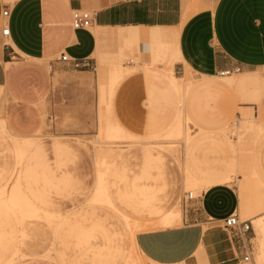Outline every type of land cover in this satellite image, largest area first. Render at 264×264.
Segmentation results:
<instances>
[{
    "label": "crops",
    "instance_id": "obj_1",
    "mask_svg": "<svg viewBox=\"0 0 264 264\" xmlns=\"http://www.w3.org/2000/svg\"><path fill=\"white\" fill-rule=\"evenodd\" d=\"M202 1L205 7L183 21L188 0H0V118L5 120L6 127L15 136L39 142L45 163L32 162L36 171L33 174L34 180L38 175L50 182L55 178L57 186L59 183L65 186L70 181L67 174L57 176L50 167L47 149L41 141L44 134L50 140L52 153L59 158L68 155L72 149L68 140L63 141L64 138L71 134H89L91 127L98 130L99 78L98 81L97 77L95 79L97 87L94 85L92 93V72L74 70L69 63L60 61L59 56L65 54L70 58L91 61V57L98 53V44L103 38L115 42L117 51L109 66H100L99 76L102 70L129 67L123 64V59L127 56L124 51L134 45L144 44L151 52V60L145 63L156 67L171 64L177 79H181L185 66L199 75V79H224L201 85L205 90L225 96L227 104L223 113H233L242 90L250 81L249 75L255 73L252 70L264 68V0ZM74 10L93 12V25H99V30L105 26L112 29V32H92L90 28L93 25L88 29H73L71 22ZM3 11L8 12L7 17L2 16ZM5 27L9 29V33L2 36L1 31ZM163 27L177 29L167 39ZM166 47L169 51L161 53ZM141 53L143 59L147 60L146 51ZM158 62L160 66L157 65ZM141 64L143 63L139 62ZM236 67L248 70L240 73L245 77L236 79L235 76H217L221 71ZM177 73H181V76L176 77ZM134 82L131 78L126 81L115 98V115L120 123L117 124L130 132L140 130L145 115L139 108L142 99L131 91ZM259 83V94L248 98V105L255 106L264 96V77L259 79ZM169 91L178 96L175 107L166 96L165 92ZM165 92L161 93L156 87H147L150 110L154 112L158 106H166L178 113L183 111L180 110L179 94L170 81ZM93 103H96L95 114L92 110ZM224 114L222 115L225 116ZM243 116L250 115L244 114L239 119ZM106 125L107 122L100 128L101 134L105 132ZM37 131L41 135L34 134ZM188 143L189 141L184 144ZM142 158L143 156L140 175L145 164ZM182 162L190 174L201 182H219L215 181L218 173L201 157H188V166L185 161ZM29 163L26 161L25 165ZM96 164L97 161L92 196L99 177H102L97 173ZM126 167L123 163L115 164L112 171L114 179L107 184L111 188L114 183V193L117 190L133 193L134 185L142 187L146 184H119L118 179L126 176ZM135 175L139 176V171ZM168 175H172V171ZM26 180L30 181L28 177H25ZM167 185L170 186L168 182ZM167 195V202H170L172 193ZM236 207L237 196L232 188L212 186L197 198L195 204H186L183 218L181 213L180 226L137 233L136 244L148 259L161 264H236L250 249L248 234L241 241L232 230L221 228L219 224L235 212ZM162 208L169 209L163 205ZM78 212L81 214L79 209L72 214ZM65 218L68 217L60 216L53 233L55 238L62 239L66 244L60 253L61 261L66 250H74L72 246L76 245L70 239L73 234L69 230L72 227L64 221ZM23 227L27 230L26 235L31 238L38 231L32 224H25ZM90 228V224L78 227L83 230ZM81 242L82 239L79 238L76 243ZM96 242L104 243L99 237H96ZM18 251L12 254L9 262L25 263L18 261L19 259L16 261L15 254ZM74 251L80 257L77 256L72 261L89 260L90 254H82L80 249ZM19 254L17 258H23V254Z\"/></svg>",
    "mask_w": 264,
    "mask_h": 264
},
{
    "label": "rangeland",
    "instance_id": "obj_2",
    "mask_svg": "<svg viewBox=\"0 0 264 264\" xmlns=\"http://www.w3.org/2000/svg\"><path fill=\"white\" fill-rule=\"evenodd\" d=\"M196 1L201 4L200 6L198 4V10H200L201 7H205V4L201 3L203 1ZM207 6H210V4ZM99 27V25H93L90 30L94 32L99 30ZM163 29L165 30L168 39L177 28L163 27ZM99 31L103 34H107L112 32V29L102 26V30ZM143 45L144 44H139L137 46L134 45L124 51L127 54V56L123 59V64L125 66H133L132 70H135L136 67H138L135 63V57H138L137 62L141 63L149 62L151 60L150 50L145 45L143 48ZM116 51L117 47L115 42L105 38L99 41L98 53L91 57L90 62L92 64V68L88 69V71L92 72L90 74L92 78L90 85L92 93L94 92V85L97 87L95 79L97 77L98 81L100 66H109L112 59H115L114 57H116ZM145 51L147 60L143 59L144 56H142L141 53ZM168 51L169 48L166 47L162 49L161 53H167ZM129 59H133V62L130 63ZM157 65L160 66V63L158 62ZM246 71L248 70H240L239 72L231 73L230 75L217 76H235L236 79H242L245 76H242L240 73ZM252 71L255 73L249 75L250 81L247 82L240 94V101L238 102V106H240V108L236 106L233 113L228 111L225 114L223 113V110L227 104L226 97H223L221 93L205 90L203 86L199 85L204 82H220L224 79L206 78L202 80L199 79V75L192 72V83L190 85L186 84V98L185 101L181 103L180 110L182 109L183 111L177 113L180 116V120H182L181 124H184L182 133L186 135L185 143L189 141L187 145L184 144L183 139L180 137L178 138L175 135L168 136V132L174 131L175 129V120L173 118L174 114L172 110L166 106H158L153 112L150 110L148 105L149 97L147 87L159 88V91L163 93L168 87L169 81L167 78H162L157 73H149L138 69L127 79L122 80L118 89L113 90V94H107V100L105 98L106 101L104 100L103 104L100 101V94L97 90V131L96 127H91L92 130L89 134H71L67 138H64L63 141L68 140L72 149L68 155L59 158L52 153L49 146L50 140L45 134L44 139L41 140L47 149V155L50 159L49 164L54 173L57 174V176L65 173L69 176L70 181L65 186L60 183L57 186V180L53 178L51 180V184L47 185L43 176L38 175L32 182L31 188H34L35 191L44 194L48 203L45 206H40L42 210H39V216L37 218L26 219L24 220L23 225L20 226L23 227L25 224H32L37 227L38 231L33 238L26 235L25 237L19 236L16 239L15 247L20 250V252L18 251V253L15 254L16 261L18 259V261H25L24 264H62L60 253L66 244L63 243L62 239L55 238L53 233L61 215L70 217L71 214L78 209L81 210V214H83L85 218L79 217L78 221H75L76 224H90L92 226L95 222L101 221L103 228L108 229L111 232H122L126 224L128 227L133 228L135 221L138 219L153 218L155 215L148 214L149 216H142L141 212H137L132 205L121 203L113 192V188H110L107 185L114 179L112 171L115 169V164L119 165L123 163L127 166L124 168L127 185L131 182H135L137 185L146 183L156 186V190H158L157 197L162 199L163 206L166 208H169V205L175 202V199H180L178 202L180 204L182 218L186 204H195L197 198L203 193L199 191L200 193L197 192L196 196L193 191L196 196L194 197L195 199L191 200L193 202L188 201L186 203L188 194L181 191V169L179 164H181L182 160L187 164L188 157L195 155L201 157L204 162H208L211 168L214 169V172L218 173L215 181L219 182L215 183L216 187L229 186L235 191L236 196L238 178L242 177L237 170L240 169L241 166L250 170L251 165H254V162L256 163L255 165H260V168H257V166L256 168L259 173L262 174L263 185L261 189L259 188V191L256 190L258 193L255 191V194L264 198V163H262L264 162V96H262L259 103L256 102L255 106L248 105L250 102L247 101L248 98H252L256 94H259V79L264 77V68L254 69ZM175 76L179 77L181 76V73H177ZM130 78L135 80L134 85L131 86V91L136 93L142 99L139 102V108L145 113L144 120L138 132H130L123 126L125 129H123L121 137L112 139L109 138L105 132L101 134L100 128H103L106 122L119 123L115 115L116 93L120 91L123 84ZM165 93L167 94L166 96L171 104L174 107L177 106L178 96L171 91H169V93ZM92 105V110H94L95 114L96 103H93ZM244 114L250 115V121H243V119H239ZM233 121H237L238 123H241V125L243 122L245 124L241 126L240 129H233ZM153 132L157 133V136L154 138L151 136ZM34 134L41 135V132L37 131ZM175 137H177L176 139L178 140H175ZM180 140H182V142ZM145 148L148 150L150 149L152 154L157 155L158 153L163 157V178H157L156 180H143L142 178L140 180L136 179L138 176L135 174L138 173V171L139 175L141 173V169L139 170L141 157L145 151H148ZM105 151L108 153L102 154V152ZM99 152H101V154ZM1 159L2 158L0 157V162H2ZM25 159L23 163L27 161H25ZM258 159H261V161H256ZM96 161L97 173L102 176L101 178L103 179L104 190L101 192L100 197H97L95 200L92 199L94 196V194L92 196V186L94 182ZM13 162L14 161L10 156L7 160L8 166L11 167ZM156 164H152L154 169H151L150 171V174L153 176L159 174V171L155 167ZM24 165L25 164H23V172ZM233 168L235 169L234 171ZM171 171L172 175L169 176L168 173ZM17 173L19 172H11V169L4 172H1L0 170V185L5 186V197L10 194L9 190L17 178ZM162 182H168L170 186L166 185L162 188ZM215 185H205L207 187L204 186V188L209 189ZM169 193H172V197L170 202H167L169 200L167 194ZM255 194L252 192L249 196L252 198L256 196ZM108 201H111L113 206ZM234 213L238 216L240 221H247V218L239 216L237 209ZM262 213H264V209L257 214ZM19 215L20 212L18 210L17 216ZM109 215L110 217L108 218ZM253 215H256V213ZM219 224L221 228H224L222 222ZM251 226L252 229L248 232L250 246L249 261L244 262L241 260L236 264H257V259L259 255H261L262 250L259 241L260 232L255 225L251 224ZM79 238L83 240V236L81 234H73L70 239L76 244ZM94 239L96 241V238ZM81 245H86V243L81 242ZM74 246H72L74 250H79ZM74 250H66L63 256L64 262H68L70 260L72 261L79 256ZM19 253L23 254V258H17V256L20 255ZM78 262L90 264L89 260H79ZM8 264L13 263L9 262Z\"/></svg>",
    "mask_w": 264,
    "mask_h": 264
},
{
    "label": "bare ground",
    "instance_id": "obj_3",
    "mask_svg": "<svg viewBox=\"0 0 264 264\" xmlns=\"http://www.w3.org/2000/svg\"><path fill=\"white\" fill-rule=\"evenodd\" d=\"M8 1L12 2L14 0H8ZM201 1L202 0H200V2ZM198 4L199 3H197L196 0H188L185 7V13L183 14V21L186 20L192 13L198 11L197 8ZM200 5L201 4H199V6ZM135 60H136L135 63L138 66L136 67L135 70H132L133 66H131L124 68L116 67L113 68L112 70L100 71L98 90L101 99L100 101L102 104L105 98L107 100V94L108 95L113 94V90L118 89L122 80H124L133 72H135L138 68H141L142 70L147 72L157 73L169 79V81L171 82V84L174 86V88L179 94L180 102L183 103L185 101L186 91H187L186 84L190 85L192 83L191 80L193 79L191 77L192 70H190L187 66H185L181 79H177L174 77L171 64H161L160 67H156L152 64H146V63L139 65V62H137L138 59L135 58ZM129 61L133 62V59H129ZM203 78H205V76ZM172 112L174 114L173 118L175 120V124H174L175 129L174 131H169L168 136L175 135L178 138L180 137L183 139V142L185 143L186 135L182 133L183 131L182 129H184V124L183 125L181 124L182 120H180V116L177 114L178 111L172 110ZM242 119L243 121L246 120L250 121L249 117L243 116ZM244 124H245L244 122L241 125V123H238L237 121H233V129L234 128L240 129V127L243 126ZM123 129L124 128L122 126H119L117 123L110 124L109 122H107L105 133L108 135L109 138L112 139L117 137L119 138L121 137V133ZM155 132H153V134L151 135L153 136V138L157 136V133ZM177 137H175V140H178L176 139ZM180 141L182 142V140ZM10 156L14 161L11 167L8 166L7 163V160L9 159ZM0 157L2 158L1 159L2 162H0L1 172L8 171L9 169H11V172L16 171L22 173L21 175L17 173L18 174L17 178L15 179L12 187L10 188L9 190L10 194H8L7 197H5L6 194L5 186L0 185V264H8L9 263L8 259L12 256V254L16 253L19 250L18 248L15 247L16 239L19 236L25 237L27 233V230L24 227H20V226L23 225L24 220L26 219L37 218L39 216V210H42L40 206L47 205L48 201L44 194L35 191L34 188H31L32 182L34 181L33 174H35L36 172L32 162L42 161L45 163L44 154L42 152V148L39 142L37 140L24 139L15 136L8 130V128L6 127L5 120L2 118H0ZM143 158L145 164L143 167L142 175H139L138 178L136 177V179L140 180L142 178L143 180L145 179L156 180L157 178L159 179L163 178L164 175V173L162 172L163 170L162 166L164 163V162L162 163L163 157L158 153L157 155L152 154L149 149L148 151L144 152ZM24 159L25 161L26 160L29 161L31 164L29 163L24 165V172H23V164H25L23 163ZM256 161H261V159L260 160L258 159ZM152 164H156V166L155 165L153 166H155L156 169L159 171V174H157L156 176L150 174L151 169H154L152 167ZM255 164L256 163L254 162V165H251L250 170H248V168L244 166H241V168L237 170L242 177L238 178V184H237L238 200H237L236 209L239 216L243 218H247L246 220L247 221L249 220L251 224L255 225L256 228L259 230L260 232L259 241L262 252L257 259V264H264V252H263L264 213L257 214L258 212L264 209V198H261L258 194H255L257 192L256 190L259 191V188L261 189L263 183H262V174H260L259 171L257 170L258 167L260 168V165L257 166ZM179 165L181 169L182 192L184 193L186 192L187 194L191 193V195H194L193 193L194 191L196 195V193L199 191L206 192L208 190L207 188H204L205 185H209L208 183L201 182L198 178L190 174V172L187 170L186 166L183 164L182 161L181 164ZM43 169L45 168L43 167ZM25 177H28L30 181L28 180L25 181ZM118 180H119V184L121 183L124 184L126 182V176L123 175ZM46 184L49 185L51 184V182L46 180ZM212 184L215 185V183ZM166 185L167 182H164L162 184V188ZM112 187H114V183ZM103 190H104L103 179L99 177L97 182V187L92 199L96 200L97 197L99 198ZM157 191L158 190H156V186H154L153 184L151 185L145 184L142 187H138L134 185L133 193L127 190L116 191L115 195L117 199L121 201V203H127L129 205H132L137 212H141L142 216L148 214L155 215L153 218H141L136 220L133 228L128 227V225L126 224L122 232H117V231L111 232L108 229L103 228L101 221L95 222L89 230L78 229V227L81 226V224H73V222L76 223L75 221H78L79 217L81 218L84 217L83 214H80L79 212L72 214L68 218H65L64 221L67 222L69 227H72L69 230L70 234H74V235L81 234L83 236L82 242L86 243V245L83 246L80 243H76L74 247L79 248L82 254L83 253L90 254L89 256L90 264H123V263L124 264H161L148 259V257H146L142 253V251H140L135 241V235L137 233L147 230H154V229L173 228L181 225V209H180V204L178 202L180 199L175 200V202L172 204V206L169 209H163L162 208L163 201L162 199H159L157 197L158 196ZM252 192L256 196L251 198L249 195ZM108 202L112 204L111 201ZM18 210L20 212L19 216H17ZM255 213L256 215H253ZM109 217L110 215L108 216V218ZM96 237H99L100 241L103 240L104 243L102 244L97 243L94 239ZM62 264H83V263H80L78 261H71V262L62 261ZM177 264H183V263L181 262Z\"/></svg>",
    "mask_w": 264,
    "mask_h": 264
},
{
    "label": "built area",
    "instance_id": "obj_4",
    "mask_svg": "<svg viewBox=\"0 0 264 264\" xmlns=\"http://www.w3.org/2000/svg\"><path fill=\"white\" fill-rule=\"evenodd\" d=\"M3 17L8 16L7 11L2 12ZM94 23V14L89 10H74L72 12V27L75 30L88 29ZM9 29L7 27L3 28L1 31L2 36H7ZM59 60L62 62H67L74 70H88L92 68V64L89 59L78 60L75 58H70L65 54H60ZM240 68L236 67L231 70H224L218 73L220 76L230 75L231 73L239 72ZM195 199L191 193L187 195V201ZM222 225L226 229H230L234 232V235L237 236L239 240H244L248 232L252 229L251 223L249 221H240L238 216L235 213L228 215L222 221ZM249 251L242 255L241 260L244 262L249 261Z\"/></svg>",
    "mask_w": 264,
    "mask_h": 264
}]
</instances>
